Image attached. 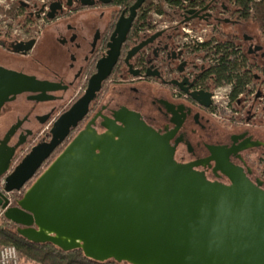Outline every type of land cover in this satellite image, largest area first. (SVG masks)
I'll return each instance as SVG.
<instances>
[{"label":"water","instance_id":"95a60500","mask_svg":"<svg viewBox=\"0 0 264 264\" xmlns=\"http://www.w3.org/2000/svg\"><path fill=\"white\" fill-rule=\"evenodd\" d=\"M144 2L135 0L118 22L85 92L53 121L48 140H38L13 166L22 142L9 145L7 135L0 140L4 190L22 191L11 206L0 195L4 217L32 242L81 248L98 261L264 264V190L232 166L223 170L230 178L225 185L176 162L168 136L137 113L116 114L122 125L104 122L101 134L88 124L27 185L85 115ZM186 13L197 16L193 9ZM47 88L46 81L0 66V106L9 95ZM190 94L209 105V92Z\"/></svg>","mask_w":264,"mask_h":264},{"label":"flooded vegetation","instance_id":"af4514ba","mask_svg":"<svg viewBox=\"0 0 264 264\" xmlns=\"http://www.w3.org/2000/svg\"><path fill=\"white\" fill-rule=\"evenodd\" d=\"M133 2L47 0L44 6L33 5L35 14L26 12L18 20L25 37L1 32L0 66L48 84L43 93L9 95L0 106V140L7 135L9 145L22 142L11 166L38 140H48L53 121L83 95ZM244 2L200 0L187 9L197 15L189 18L193 23H206L218 38L207 56L178 47L170 30L147 31L150 18L136 25L143 3L85 115L27 185L88 124L101 134L104 122L122 125L115 115L132 112L168 136L176 162L192 164L207 180L225 185L230 178L223 170L232 166L264 190V31L256 20L243 16ZM220 43L240 50L238 70L219 72L214 57ZM198 57L207 62L199 64ZM237 85L242 87L240 99L230 108L222 107L214 97L217 89L232 98ZM198 91L209 92V105L191 96Z\"/></svg>","mask_w":264,"mask_h":264},{"label":"built area","instance_id":"2783aa9c","mask_svg":"<svg viewBox=\"0 0 264 264\" xmlns=\"http://www.w3.org/2000/svg\"><path fill=\"white\" fill-rule=\"evenodd\" d=\"M45 2H47V0H0V7L3 8V10H10L11 7L15 8V13L10 14V17L7 19L8 21L12 20L11 31L13 33H17V31H21L22 29L18 20H21V18L26 15V12L35 14L37 9L33 8L35 3L37 6H44ZM183 3L185 5L186 1H183ZM166 11H169L170 14H167ZM149 14L150 26H148L147 31L154 32L156 30L163 29L170 30L175 38V41L178 43V47H187L194 50L195 52L207 56L208 52L213 51V43L218 42V38L212 36L210 26L204 22L195 24L191 19H187V13L184 8H178L164 4L163 12L158 13L157 11H150ZM0 21L3 23L7 22V20L3 18H1ZM28 26L30 25L28 24ZM2 27L5 28L6 26L3 25ZM216 48H219L218 51L215 52L216 55L214 57L217 64L220 65L221 60H229L232 57L230 55L232 49L235 50V59L238 62L237 64L242 62L241 52L238 48L228 45L224 46L223 43L218 44ZM197 62L199 64L202 62H207V58L203 59L198 57ZM226 94L227 91L223 90L222 88H218L214 97L222 107L227 108H230L233 104H235L242 95V93H238L232 98H229V96ZM0 195L8 200L7 206L14 204L15 196L13 191L9 192L4 190V176L0 177ZM4 212L5 208L0 207V220L5 218ZM20 263L21 260L14 245H3L0 247V264Z\"/></svg>","mask_w":264,"mask_h":264},{"label":"trees","instance_id":"16d2710c","mask_svg":"<svg viewBox=\"0 0 264 264\" xmlns=\"http://www.w3.org/2000/svg\"><path fill=\"white\" fill-rule=\"evenodd\" d=\"M125 3H130L135 0H124ZM183 1H186L184 5ZM200 0H146L142 5L141 13L136 25H142L147 18H150V11L163 12V5L184 8L194 7L199 4ZM242 14L245 18H253L256 20L264 31V0H245L242 3ZM178 12V11H177ZM137 28V26H136ZM233 47V44L229 45ZM232 56L229 60H221L218 67L219 72L223 73L227 70H237L238 62L235 59V50H231ZM242 90L240 85L234 88L232 97L237 95ZM21 194L17 197L19 198ZM3 245H14L17 249L21 262L30 264H129L125 261H115L110 258L104 261L91 259L83 253L81 248L70 250H62L50 242L36 243L19 235L16 231V225L3 218L0 220V247Z\"/></svg>","mask_w":264,"mask_h":264},{"label":"rangeland","instance_id":"374dc122","mask_svg":"<svg viewBox=\"0 0 264 264\" xmlns=\"http://www.w3.org/2000/svg\"><path fill=\"white\" fill-rule=\"evenodd\" d=\"M13 13H15V8H13V7H11V9L10 10H3V8H1L0 7V14H1V18H3V19H5V20H7V22H5V23H3V22H1L0 21V34H1V32H4V31H7V32H10V33H13L12 31H11V24H12V20H9L8 21V17H10L9 15L10 14H13ZM166 13L167 14H170V12L169 11H166ZM150 15V14H149ZM0 18V19H1ZM3 25H5L6 27L5 28H3L2 26ZM15 27V26H14ZM16 32H14L13 34H15ZM16 34H18V36H20V37H25L24 35H25V33H24V28H22L21 29V31H17V33ZM15 34V35H16ZM264 40V39H263ZM13 193H14V195H17V196H19L20 194H22V191L21 192H17V191H13Z\"/></svg>","mask_w":264,"mask_h":264},{"label":"crops","instance_id":"0c3cea01","mask_svg":"<svg viewBox=\"0 0 264 264\" xmlns=\"http://www.w3.org/2000/svg\"><path fill=\"white\" fill-rule=\"evenodd\" d=\"M20 264H30V263H27V262H21Z\"/></svg>","mask_w":264,"mask_h":264}]
</instances>
